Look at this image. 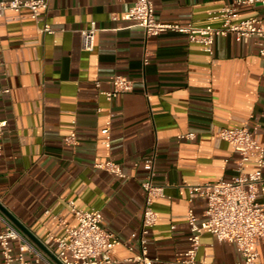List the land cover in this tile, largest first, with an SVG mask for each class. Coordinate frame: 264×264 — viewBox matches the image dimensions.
<instances>
[{"label":"crops","instance_id":"1","mask_svg":"<svg viewBox=\"0 0 264 264\" xmlns=\"http://www.w3.org/2000/svg\"><path fill=\"white\" fill-rule=\"evenodd\" d=\"M133 1L49 0L44 20L52 33L42 32L44 20L35 21L28 9L0 16V86L10 88L0 96V120L7 121L0 203L38 242L0 212L54 261L59 247L51 234L66 235L54 214L77 224L70 200L79 208L101 209L104 226L123 241L139 229L146 160L155 154L154 179L166 188L155 200L158 220L151 229L150 255L157 257L154 264H184L178 258L190 246L188 210L206 216L205 199L188 185L236 173L239 153L216 130L259 123L257 138L264 142V57L255 37L219 35L211 55L185 33L148 36L143 27L131 25L125 13ZM231 1L155 0L156 15L165 22L221 26L224 19L216 15ZM260 10L257 4L244 5L237 20ZM92 21L100 29L89 51L83 48L82 29ZM116 74L134 79L135 87L110 101L104 91L112 88ZM110 118L107 147L102 129ZM74 130L77 141L68 142ZM189 132L195 137L181 136ZM107 159L120 163L126 176L96 166ZM257 167L252 158L246 169ZM4 226L0 219V232ZM134 241L138 245V238ZM201 242L197 259L205 264H235L241 257L235 243L209 231ZM258 249L264 264V241ZM131 254L124 244L113 252L118 259ZM26 255L37 264V252Z\"/></svg>","mask_w":264,"mask_h":264},{"label":"built area","instance_id":"2","mask_svg":"<svg viewBox=\"0 0 264 264\" xmlns=\"http://www.w3.org/2000/svg\"><path fill=\"white\" fill-rule=\"evenodd\" d=\"M257 4L259 14L239 19L240 9L244 5ZM49 7V0H0V16L11 10L21 13L29 10V16L40 22L44 20ZM224 19L221 26H196L192 23L181 24L165 22L157 18L155 0H134L125 18L131 25L144 28L146 35H159L165 31L185 33L189 41L200 43L203 49L214 55L216 38L228 32H235L246 39L255 37L260 54L264 57V0H233L227 3L219 15ZM97 21H92L89 27L82 29L83 48L89 51L95 49L96 35L99 31ZM42 32H54L49 22L44 20L40 27ZM147 62L148 59L146 58ZM112 88L104 91L108 100H113L123 92L132 91L134 79L116 74L111 79ZM9 87L0 86V96L9 92ZM6 120H0V161L4 153L3 134ZM112 119L102 129L105 134V145L111 147ZM260 124L233 127H221L216 133L230 141L239 153L235 160L236 173L230 178L221 177L214 182H202L188 185L192 193H198L206 201L205 218L200 219L196 210H188L190 228V246L181 254L178 261L184 264H205L197 259L198 250L202 244L201 236L205 231L213 233L219 240L233 242L241 254L235 264H263L259 260L258 242L264 241V142L257 138ZM181 136L195 137L194 132ZM68 142L77 141V132L72 131L67 137ZM255 158L258 167L247 170L249 160ZM148 167L147 178L142 182L145 191V204L142 223L139 229L133 231L130 237L123 241L115 233L108 230L103 222V212L99 208H79L70 200L72 211L76 215L77 224L72 226L61 214L54 217L64 225L66 235L51 234L58 243L57 258L61 264H154L157 257L150 255L149 241L151 229L157 224L158 214L155 210V200L165 196V184L155 181V154L146 160ZM97 167L125 177L122 165L112 159L96 163ZM49 212V210H47ZM4 228L0 232V247L4 253V264H31L27 251H35L37 264H59L46 257L34 246L28 236L8 217L0 212ZM138 238L139 249H137ZM14 242H18V251L14 253ZM124 244L132 252L131 255L118 259L113 256L117 245Z\"/></svg>","mask_w":264,"mask_h":264},{"label":"water","instance_id":"3","mask_svg":"<svg viewBox=\"0 0 264 264\" xmlns=\"http://www.w3.org/2000/svg\"><path fill=\"white\" fill-rule=\"evenodd\" d=\"M0 208L29 236H31L35 241L38 242L37 238L31 233V231L21 223L12 213H10L3 205L0 203ZM57 263L61 264V262L56 259Z\"/></svg>","mask_w":264,"mask_h":264}]
</instances>
